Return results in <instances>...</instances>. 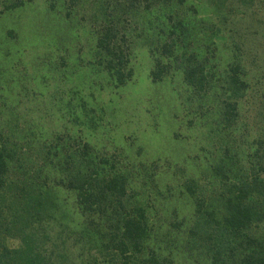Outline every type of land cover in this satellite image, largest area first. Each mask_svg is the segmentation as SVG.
<instances>
[{"label":"trees","instance_id":"1","mask_svg":"<svg viewBox=\"0 0 264 264\" xmlns=\"http://www.w3.org/2000/svg\"><path fill=\"white\" fill-rule=\"evenodd\" d=\"M185 1L148 2L150 13L164 6L170 14L162 20L168 35L157 39L163 53L155 58L152 79L164 73L161 57L175 63L195 92H220L219 114L232 123L245 96L252 98L264 86V0L257 8L255 0H224L223 8L213 0L217 21L208 25L219 27L215 45L223 43L219 50L228 59L222 68L217 56L204 49L208 38L203 28L195 26L193 34L192 18L179 10ZM123 37L111 20L95 44L99 63L117 84L132 75ZM8 118L0 123V227L19 232L21 245L10 248L0 242V264H264V237L254 231L264 224L261 172L234 170L225 153L212 167V177L222 183L219 192L207 197L197 179L185 178L181 194L190 201L191 215L187 222H167L153 218L137 196L134 176H142L143 185H156V174L142 164L123 168L88 142L67 147L52 132L19 128Z\"/></svg>","mask_w":264,"mask_h":264},{"label":"rangeland","instance_id":"2","mask_svg":"<svg viewBox=\"0 0 264 264\" xmlns=\"http://www.w3.org/2000/svg\"><path fill=\"white\" fill-rule=\"evenodd\" d=\"M15 1L20 5L4 7ZM150 1L0 0V123L13 118L19 128L52 132L59 144L75 149L88 142L123 168L142 164L156 174V185H143L138 175L131 182L153 218L187 222L191 204L181 194L182 182L192 177L205 196L218 193L222 183L212 177V167L225 153L234 170L264 175V86L245 96L231 123L219 114L220 92H195L175 63L161 57L164 73L153 80L155 58L163 53L157 39L168 35L162 20L170 14L164 6L150 13ZM193 1L179 10L192 18L193 34L195 26L203 28L204 49L222 68L228 59L219 50L223 43L215 45L219 27L208 24L217 21L212 2L223 8L224 0ZM253 4L257 8L260 0ZM236 10L242 12L239 5ZM111 20L124 35L132 69L124 84L109 76L96 53L99 30ZM254 231L264 237V224ZM20 235L0 227L7 247H20Z\"/></svg>","mask_w":264,"mask_h":264}]
</instances>
